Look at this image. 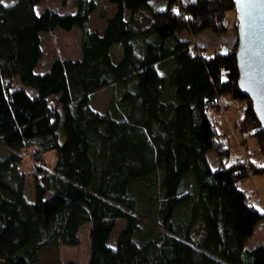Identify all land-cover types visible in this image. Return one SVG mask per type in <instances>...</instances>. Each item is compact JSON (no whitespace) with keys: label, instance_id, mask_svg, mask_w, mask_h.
Wrapping results in <instances>:
<instances>
[{"label":"trees","instance_id":"1","mask_svg":"<svg viewBox=\"0 0 264 264\" xmlns=\"http://www.w3.org/2000/svg\"><path fill=\"white\" fill-rule=\"evenodd\" d=\"M105 1L115 9L98 33L94 0H71L65 14L38 12L44 0H0V263L44 264L45 251L78 246L90 223L87 264H264V247L245 248L264 212L239 188L264 165L228 163L208 117L221 98L243 101L238 130L264 154V130L238 88L237 42L205 57L183 39L224 35L234 1L165 0L161 10L154 0ZM57 29L80 33V58L38 72L42 36ZM103 90L101 112L91 104ZM26 153L34 202L24 195Z\"/></svg>","mask_w":264,"mask_h":264},{"label":"rangeland","instance_id":"2","mask_svg":"<svg viewBox=\"0 0 264 264\" xmlns=\"http://www.w3.org/2000/svg\"><path fill=\"white\" fill-rule=\"evenodd\" d=\"M3 3L8 4L13 2L14 0H1ZM97 5V10L90 16V29L97 30L101 32L105 27V23L107 18L112 14L114 11V7L109 5L105 0H94ZM187 2L188 0H183ZM71 0L68 1L66 6H63L60 0H44V3L37 8V11L43 10L45 8H53L62 10L65 12H69L70 10ZM166 1L165 0H154L150 1L149 7L150 9L154 10H161L165 7ZM148 11H144L141 14V19L143 22L147 21L148 18ZM229 22H228V30L224 35H215L209 31L201 33L197 36H190L189 34H184L183 39H186L190 43L191 51L194 54L203 55L205 57L211 56L214 52H218L220 54H227L231 51L236 45L237 42V23L236 29L233 25V20H236V13L229 14ZM79 39L80 33L76 30H72L70 32H63L59 29L45 34L42 36V50L44 52V57L39 63L37 68L38 72H44L47 67H49L50 63L53 59L60 58V59H76L80 56V46H79ZM15 87H19L20 84L15 81ZM30 91V89H27ZM225 100L229 102V107L225 104H220L217 109H212L208 113L209 119L212 123H215V113H219L222 115H227L224 118V122L228 125L230 122L233 125V131L235 134H239L241 136H246L244 142L245 144L249 142L251 145H256V140L250 137L249 133H240L238 130V125L240 123V119L242 118L246 105L243 101L233 100L230 97H224ZM110 99L109 91L103 90L100 91L95 99V102L91 104L92 109L97 111H104L108 101ZM226 103V102H224ZM234 123H236L234 125ZM233 135V134H231ZM231 145L234 144V139H230ZM219 142H221L224 146L230 148L228 146L229 141L228 138L220 137ZM242 142V143H244ZM230 145V146H231ZM233 147V146H232ZM1 151V148H0ZM258 157H264V154H258ZM31 154L26 153L23 155V164L22 170L26 173L25 178V187H24V195L27 201L34 202L35 195L33 190V173L35 172V165L34 161L32 160ZM45 162L49 169L52 168L54 164V154L48 153L45 155ZM207 159L211 165L212 169H216L217 167V159L214 152H210L207 154ZM247 163V162H246ZM256 164V163H255ZM258 165V164H257ZM239 188L245 190L248 194L251 203L253 206L256 207L257 210L260 212H264V175L260 176H253L243 180ZM124 222L118 221L116 229L113 231L112 236L109 240V246L114 247L115 245V238L118 232L123 227ZM89 230H90V223L83 225L79 232V245L75 247L69 246H62L60 245L56 250V253L50 251H45L41 255V261L44 264H49L50 262L57 259L63 263L66 262H75L77 264H87L89 258V251H90V240H89ZM257 246L264 247V224L259 223L256 225L252 235L246 240L245 248L246 249H254ZM56 254V255H55ZM3 264V263H0Z\"/></svg>","mask_w":264,"mask_h":264},{"label":"water","instance_id":"3","mask_svg":"<svg viewBox=\"0 0 264 264\" xmlns=\"http://www.w3.org/2000/svg\"><path fill=\"white\" fill-rule=\"evenodd\" d=\"M237 20L238 88L264 130V0H233Z\"/></svg>","mask_w":264,"mask_h":264},{"label":"crops","instance_id":"4","mask_svg":"<svg viewBox=\"0 0 264 264\" xmlns=\"http://www.w3.org/2000/svg\"><path fill=\"white\" fill-rule=\"evenodd\" d=\"M41 11L42 10H40L39 12H41ZM69 11L72 12L73 9L70 8ZM58 12L60 14L67 13V12L62 11V10H58ZM89 28H90V23H89ZM104 28H103V30H104ZM92 31H96L98 33H102V31L99 32L97 30H92ZM79 58H80V56L78 58H76V59H79ZM67 59H69V58H67ZM76 59H71V60H76ZM47 69H48V67H47ZM224 102H226V103H224ZM220 104H225V105H227L229 107V102L227 100H225V98H221L220 99ZM214 117H215V123H213L214 126L216 127L218 132L221 134L222 138H224V137L228 138V141H229L228 146L231 147L230 151H229V159L227 160L228 163H233V164L235 163L236 164V163H246L248 161H251L253 163L258 164L259 166L264 165V157H258V155L256 154L257 146L256 145H251V144H249V142H247L245 144L244 140H245L247 135L241 136V135H239L237 133L235 134V132L233 131V125L230 122H228V125L225 124L224 118L226 117V119H227V115H222V114H219V113H215ZM235 124L236 123H234V125ZM231 134H233V135H231ZM231 138L234 139V144L233 145H231V142H230ZM242 142H244V143H242ZM242 191H244L246 193L245 190H242ZM254 208H256V207L254 206Z\"/></svg>","mask_w":264,"mask_h":264}]
</instances>
